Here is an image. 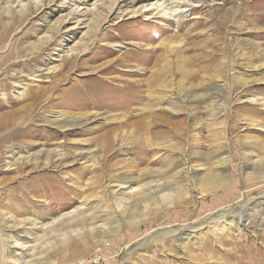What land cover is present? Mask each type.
Listing matches in <instances>:
<instances>
[{
	"label": "rangeland",
	"instance_id": "374dc122",
	"mask_svg": "<svg viewBox=\"0 0 264 264\" xmlns=\"http://www.w3.org/2000/svg\"><path fill=\"white\" fill-rule=\"evenodd\" d=\"M147 3H149L148 0H0V23L5 24L10 21V18L17 16L21 20L17 25V20L15 21L14 29L8 32L7 41L3 43L4 45L0 44V55L15 46L22 45L28 46L31 51V54L24 58L42 55L44 64H64L66 62L64 57L71 55L72 47L78 48L80 43L88 42V38L85 39L88 19L98 15L103 18L106 16L94 36L89 39L87 50L74 58L75 64L72 70L67 72V77L57 82V90L50 103L51 108L57 110L63 105L65 108L77 109V106L83 105L94 92H108V110L116 114V110L121 112L122 108L129 105L131 97H134L137 92L139 94L138 96L136 93L137 102L140 100L152 105L157 103L159 106V109L155 108L157 109L154 112L155 115L150 116L151 118H147L146 121L158 119L161 122L163 119L171 130L178 129L180 125L186 128L182 142L185 154H182L186 155L188 152V164L191 165V175L196 177L194 178L196 182H198L196 180L198 177L195 176L197 174L200 177L203 175L208 177L209 161L220 156H229L231 159L229 166H215L212 171L214 174L222 175V172H225L223 170L228 166L229 175L226 178L228 183L214 193L216 195L204 196L199 190H195L192 194L194 198L190 200L188 208H180L169 213L170 219H175L176 215H182V217L185 215L188 218L190 214L191 218L195 219L201 211H199L201 206H206L203 216L199 218V221L203 222L210 217L211 210H216L212 208L216 205L211 204L212 196L220 199L223 203L222 207L232 208V205H238L246 195L257 196L264 193L259 189H255L254 193L247 191L252 185H259L258 178L248 176V172L253 171L251 165L264 159V115L258 114L263 106L256 102L258 98L264 99V0L190 1L193 5L199 6L184 12L183 19H188L189 24L181 29L177 26V20L180 18L177 17V12L189 9L192 5L182 2V5L171 8L170 20L160 16L153 20H145L147 13L131 17L132 14L129 13L131 9H138ZM162 3L161 0V2L149 4L148 7L157 5L161 10L164 8ZM38 5L39 8H37ZM104 7L111 12L104 10ZM168 8L169 6L165 8V11H169ZM179 29L181 33L174 39V41L177 40L173 44L176 50L170 54V66H166V71L158 75L159 77H152L155 70L153 65L155 57L150 50L140 51V49L153 46L169 34L178 32ZM52 30L58 31L56 41L53 42L54 37L48 44H42L41 39L49 38ZM111 58H115L114 69L98 74L82 75L83 68L86 70L93 65L103 64ZM68 69L66 66L65 71ZM240 76L242 79H238ZM25 77L26 82L48 85L47 77H44L41 82H32L34 78L29 75ZM16 80L17 78L12 76L7 79L5 75L0 76L1 101L7 93L13 94L12 96L17 95L18 89L16 90L13 86ZM132 80L138 82L137 87H134ZM74 83L79 85L76 86ZM85 83H90L91 86L86 93L82 87ZM247 117H252V120ZM131 119L134 120L136 117ZM135 128L137 127L131 126L128 130ZM163 128L165 127L157 126L154 131ZM37 129L39 134L46 131L52 136H55L54 132L57 131L50 125H38ZM120 130L121 128L117 132ZM15 131L18 133L20 128L7 132L8 136L0 135V180L2 181L0 217L4 214L6 219L7 215L10 216L13 213L16 220L34 216L32 208H29L30 210L27 208L26 214H20L18 211V207L26 206L27 201H7L10 198V195L9 197L6 195L7 188H15L23 192L28 202L37 195V198H42V194H47L45 195L47 201L42 203H46L44 205L48 208L54 206L60 211L62 209L65 212H72L77 206L82 205V199L78 197L79 195H75L78 193L77 188L70 186L74 180L62 175L65 171L78 176L82 172L81 160L64 168L40 167L39 170L31 171L33 165H30L25 170L8 171L6 169L12 158L8 157L10 153L6 151L8 145L14 144L19 137L18 144L24 143V145L22 147L17 145L14 150L17 151L16 156L21 159L28 160L27 155L36 154L38 148L56 147V145H44L43 137L23 136L25 133L18 135ZM70 137L73 140H79L88 136ZM98 148L95 145H86L81 149L97 151ZM116 148L118 149L119 145ZM124 148L123 154L117 156L114 161L122 160L123 164L132 161L133 150ZM185 149L186 152H184ZM170 153L168 149L156 150L152 160L156 161L154 166L157 170L165 168L166 162L168 163L171 157ZM243 153L248 156L244 158ZM43 159L45 160L42 157L38 161ZM34 161V159L31 160V163ZM197 164H204V166H196ZM14 175H19V178L13 181L4 180V177ZM204 177L200 181L209 182L207 177ZM137 185L138 183H134L132 187ZM130 190L131 188L127 189L128 192ZM245 193L247 194L244 195ZM49 201L52 205H49ZM16 205L20 206L15 207ZM209 205H211L210 208ZM46 206L44 208H47ZM36 208L38 210L39 207ZM251 208L252 206L248 211L251 214H246L240 228L234 225L231 231H228L229 223L223 221L220 222L219 229L207 227L202 237L196 235L198 239H195L194 243L188 244L187 239L182 240L181 243H184L181 247L178 245L176 235L167 236V249H165L161 244H150V238L140 241L148 236V231L143 229L145 226L140 230L125 228L120 235L124 242H120L119 247L108 249L109 251L103 254L100 252V246L93 244L90 246V251L65 264H196L197 262L194 261L196 255L205 257L202 258L203 261L200 260V264H264V233L260 229L264 228V209L261 204L256 210H250ZM213 216L214 214L211 218ZM234 216L235 219L238 214ZM181 225L174 223V226ZM128 234L131 235L130 238H134L129 241L132 243L131 246H128L129 242L127 243ZM70 236L78 238L81 235L73 233ZM7 243L10 244L9 248H16L13 245L15 242L11 232L3 230L0 225V264H17L15 256L7 257L4 254V246H8ZM118 254H120L119 257H117Z\"/></svg>",
	"mask_w": 264,
	"mask_h": 264
},
{
	"label": "bare ground",
	"instance_id": "6f19581e",
	"mask_svg": "<svg viewBox=\"0 0 264 264\" xmlns=\"http://www.w3.org/2000/svg\"><path fill=\"white\" fill-rule=\"evenodd\" d=\"M148 1L149 3L138 9H131L129 11V13L132 14L131 17H138L143 13H147L145 14V20H153L159 16L163 19L170 20L171 8L182 5V2L192 5L191 7L189 6V9L177 12V17H180L177 20V26L180 29L189 24L188 19H183L184 12L194 10L196 6H199L190 3V1L195 0H184L181 2L179 0H162L164 8L160 10V7L157 5L156 7H148V5L161 2V0H157L156 2H153L154 0ZM168 6L169 11H165V8ZM39 7L38 5L37 8ZM104 10L107 9L104 7ZM107 11L109 13L111 12L109 10ZM104 19H106V16L103 18L100 15L88 19V30L85 32V39L88 38V42L89 39L94 36ZM16 20V25L21 22L17 16L10 18V21L5 24L0 23V44L7 41L8 32L10 29H14ZM180 29L178 32L175 31L164 37L158 43L153 44V46H146L140 49V51L150 50L152 56L155 57L153 64L155 70L152 77L160 76L166 71V66H170V54L176 50L173 44L177 42V40L174 41V39L181 33ZM57 33L58 31L52 30V34L49 38L47 37L45 40L41 39L42 44H48L54 37L55 40H53V42L56 41ZM88 42L80 43L78 48L72 47L70 51L72 52L71 55L67 53L68 55L64 57V62H66L61 65L56 63L50 65L44 64L45 60L42 55L33 56L28 59L24 58L25 56L28 57L31 51L28 46L22 45L12 46L13 48L11 50L9 49L10 51H5L6 53L4 52L0 55V76L2 77L5 75L6 79L11 76L17 78L16 82H13V86L16 90L18 89L16 96L7 93L4 100H0V135L2 136L7 132L20 128V131H18V133L15 131V134L21 135L25 133L23 136H40L45 139V142H43L44 145H56V147L51 149L38 148L36 154L27 155V157H29L28 160L23 158L22 160L16 156L17 151L14 150L17 145L19 147L24 145V143L18 144L20 140L19 137L16 141L13 140L14 144L8 145V149L6 150L10 153L8 157L11 156L13 159L11 158V161L8 162V168L6 169L8 171L11 169L25 170L26 167L30 165H33L31 171L39 170L40 167L64 168L79 160H81L82 164L80 168L82 172L78 176L65 171L62 172V175L66 178L74 180L70 186L77 188L78 193H75V195H79L78 197L82 199V205L77 206L72 212H65V210L62 211V209L61 211L58 209L56 210L54 206L48 208L44 205L46 203H42L43 201H47L45 198L47 194L41 195L40 192L42 198H37V195V197L29 199L30 202H28L23 192L21 193L15 188L6 189V195H10L7 201H27L28 205L26 204V206H15H20L18 207L20 214H26L27 208H32L34 212L32 215L34 216L32 218L24 217L16 220L13 217V213L10 216L7 215L6 219L4 218V214L0 217V225L3 230L11 232L15 242L13 245L16 247L9 248L10 244L7 243L8 246H4L5 256H15V262H17V264H65V262L75 260L77 256L83 255L86 251H90V246L93 244L100 246V252L103 254L116 248V246L119 247L120 242H124L120 235L125 228L140 230L144 226L145 228L143 229H146V232L148 231V236L140 241L145 238H150V244H161L167 249V236L176 235L177 242H179L178 245L181 247L184 243H181L182 240L187 239L188 244L191 242L194 243V240L198 239V236L202 237L201 235L204 229L207 227L219 229L220 222L223 221L229 223L227 224L228 231H231L234 225L240 228L246 214H251V212H248L251 206L252 208L250 210H256L259 204H261L264 209V193L257 196L246 195L248 192L254 193L255 189H259L261 192L264 191V159H261L251 165L253 171L248 172L249 178H251V176L256 177V179L258 178L257 183H259V185H252L249 190H247L248 192L244 194L246 196H244L243 200L238 205H232L233 207L230 206L232 208L222 207L223 203L220 202V199L217 196H212L211 204H216L214 207L212 206V208H216L215 211L211 210V215L214 214L212 218L210 215V217L203 222L199 221V218L203 216V210L205 211L206 208V206H201L199 209V211H201L195 219L191 218V214L188 218L185 215L184 217H182V215H176L175 219H170L169 213L171 211L180 210V208H185L190 204V200L194 198L192 194L195 190H199L202 195L207 196L217 193L226 185L228 183L226 182V178L229 175L228 166L231 159L229 156H220L213 161H209L210 163H208L207 167L209 170V173H207L208 177L207 175L205 176L209 182L205 183L200 181L203 179L204 175L200 177L198 174L195 175L198 177L196 179L198 182H196L194 180L196 177L191 175V165L188 164L187 157L189 154L187 152L186 155H183L185 153H183L184 148L182 142L184 141L186 128L180 125L178 129L175 128L171 130L168 128V125L164 123L165 121L163 119L161 122L158 121V119L146 121L147 118L149 119L150 116L155 115L154 112L157 110L155 108L159 109V106L157 103L152 105L140 100L137 102V92L134 97H131L132 100L129 105L122 108L121 112L116 110V114L110 113L108 110V92H94L90 99L88 97L89 101L86 99V102L81 106H77V109L65 108L63 105L57 110L52 109L50 103L54 99V94L57 90V82L67 77V72H70L75 64L74 58L78 57L81 52L87 50ZM114 45L117 46V44ZM76 50L78 52H76ZM109 51L112 52V50ZM114 61L115 58H111L103 64L93 65L92 67L86 68V70L83 68L81 73L82 75H86L98 74L102 71L107 72L110 69H114ZM6 63L8 64L4 66ZM13 66H17V68H13ZM66 66L69 68L67 71H65ZM142 70L144 71V69ZM26 75L34 78L32 82H41L44 80V77H47L48 85L26 82ZM238 79H242V77L240 76ZM132 81L134 87H137L138 82ZM89 84L85 83L82 86L84 87L83 91L85 93L91 88ZM74 85L78 86L79 84L74 83ZM97 90L99 89L97 88ZM82 96H85V94H82ZM256 100V102L263 106L258 114L264 115V99L258 98ZM141 102L143 103L141 104ZM39 106H41L40 109ZM143 115L145 116L144 119ZM131 117H136V119L132 120ZM247 119L252 120V117H247ZM38 125H50L55 128L57 130L54 132L55 136L48 135L49 133L47 132V134L46 131L40 132L41 134H39L37 131ZM131 126H136L137 128L128 130ZM157 126L165 128L154 131V128ZM119 128H121V130L117 132ZM96 133L98 134L94 135ZM6 135L8 136V134ZM77 135L88 137L79 140H73L70 137ZM90 135L94 136L90 137ZM3 138H5V136ZM174 139H179V141H174ZM52 140H54V142H51ZM86 145H95L99 148L97 151L81 149L82 146ZM117 145H119L118 149L116 148ZM123 147L131 148L134 153L132 161L126 164H123L122 160L114 161L117 156L123 154L125 150ZM158 149H168L171 152V157L168 160L169 162H166L165 168L161 167L162 169L159 170L154 166L156 161L152 160ZM186 151L185 149L184 152ZM100 152L101 155H99ZM243 155L244 158L248 156L246 153H243ZM42 157L45 158V160L38 161ZM54 157L56 158L54 159ZM33 159L35 161L31 163ZM219 165H228L226 166L227 168L223 170L225 172H222V175L212 173L215 166ZM196 166H204V164H197ZM18 178L19 175H14L12 177L6 176L4 180L13 181ZM1 183L2 181L0 180V185ZM134 183H138V185L132 187ZM116 188H118V190H114ZM128 188H131L129 192L127 191ZM34 195H36L35 191ZM72 199L73 198H71V200ZM67 202L69 204V201ZM50 204L51 201H49V205ZM35 206L39 207L38 210ZM45 206L47 208H44ZM210 206L211 205L208 207L210 208ZM8 213L10 212L8 211ZM237 214L238 216L235 218L236 221H234V215ZM162 215L164 217L161 218ZM185 217L187 219H185ZM147 222L151 224H147ZM174 223L182 225L174 226ZM28 224H30V226H28ZM260 229L264 233V228ZM136 232L138 231L136 230ZM73 233L81 236L73 238L70 236ZM127 233L128 232H126V234ZM150 235L152 237H149ZM128 236L129 239L127 243L134 239L133 237L130 238V234H128ZM131 245L132 243L129 242L128 246ZM120 254H118L117 257H119ZM203 257L204 256L196 255L194 257V261L197 262L196 264H200L199 262Z\"/></svg>",
	"mask_w": 264,
	"mask_h": 264
}]
</instances>
